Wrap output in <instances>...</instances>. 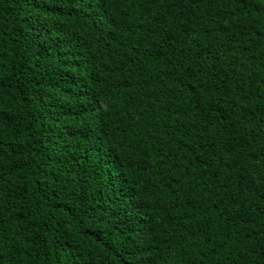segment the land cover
<instances>
[{"label":"trees","instance_id":"1","mask_svg":"<svg viewBox=\"0 0 264 264\" xmlns=\"http://www.w3.org/2000/svg\"><path fill=\"white\" fill-rule=\"evenodd\" d=\"M0 264H264V0H0Z\"/></svg>","mask_w":264,"mask_h":264}]
</instances>
